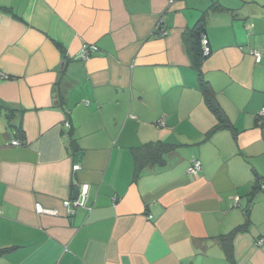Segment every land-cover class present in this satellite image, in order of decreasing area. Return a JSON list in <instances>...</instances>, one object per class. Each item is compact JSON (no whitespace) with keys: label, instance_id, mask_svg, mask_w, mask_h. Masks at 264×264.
<instances>
[{"label":"crops","instance_id":"1","mask_svg":"<svg viewBox=\"0 0 264 264\" xmlns=\"http://www.w3.org/2000/svg\"><path fill=\"white\" fill-rule=\"evenodd\" d=\"M262 109L264 0H0V264H264Z\"/></svg>","mask_w":264,"mask_h":264},{"label":"built area","instance_id":"2","mask_svg":"<svg viewBox=\"0 0 264 264\" xmlns=\"http://www.w3.org/2000/svg\"><path fill=\"white\" fill-rule=\"evenodd\" d=\"M164 25V19L163 17H161L158 21L157 27H156V33L158 34V36L160 38H163L167 35V31L163 28ZM202 49H203V55L205 57H208L211 54V49L209 47V41L208 39L203 36L202 37ZM97 50V48L95 46H88L85 48L84 53L82 54V59L83 60H88L91 56L92 53H95ZM252 55L255 56L257 59H260L261 54H259L258 52L253 51ZM260 115L262 117H264V109L261 110ZM67 127H69L68 124H66ZM14 145L16 146H20V142L15 141L13 142ZM202 168V164L200 161H195L193 162L190 167L188 168V173L191 176H197L198 173L201 171ZM80 166L77 165L74 167V170H79ZM88 186L84 185L82 186V190L79 194V197L73 200H67L64 202V208L66 209L67 213L70 216L75 215L76 210L79 208H87V210L91 211L92 208L87 206V201H88ZM239 201V198L236 197L235 198V203L237 204V202ZM36 212L38 214H42V215H50V216H56L58 213L56 210H52V209H46L43 206H41L40 204L36 205ZM0 214H1V210H0ZM263 244V240H260L257 245L261 246Z\"/></svg>","mask_w":264,"mask_h":264},{"label":"trees","instance_id":"3","mask_svg":"<svg viewBox=\"0 0 264 264\" xmlns=\"http://www.w3.org/2000/svg\"><path fill=\"white\" fill-rule=\"evenodd\" d=\"M192 36L194 37V40H195V43L198 47V49L196 50V54H195V67L199 70L200 66H201V63L203 60H205L207 57H205L203 55V49H202V37H203V28L202 27H197L193 33H192ZM201 89H202V92L204 93V96H205V99H206V102L208 104V107L215 113L218 115V118L221 120L222 119V116H221V112L220 110L213 104V100H212V95H211V92H210V89L208 88L207 86V83L204 82L203 80H201ZM11 114L8 115V120L11 119ZM10 118V119H9ZM11 121V120H10ZM221 123H224V121L222 120ZM220 123V124H221ZM11 127L12 128H15L18 132V128L16 126H13V124H11ZM218 128L222 127V125H218L217 126ZM152 144H149V145H146L144 148L146 147H151ZM143 148H138V149H135L133 151V155L135 157V161H136V170H135V178H137V176L139 175L140 171H141V166H142V160H141V156H140V153L143 151L142 150ZM142 150V151H141Z\"/></svg>","mask_w":264,"mask_h":264},{"label":"water","instance_id":"4","mask_svg":"<svg viewBox=\"0 0 264 264\" xmlns=\"http://www.w3.org/2000/svg\"><path fill=\"white\" fill-rule=\"evenodd\" d=\"M81 156H82V152L77 154L78 159H82ZM75 193H78V191L76 190Z\"/></svg>","mask_w":264,"mask_h":264}]
</instances>
